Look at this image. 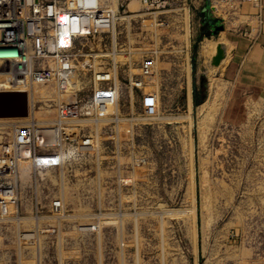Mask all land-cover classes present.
I'll list each match as a JSON object with an SVG mask.
<instances>
[{
    "label": "rangeland",
    "instance_id": "1",
    "mask_svg": "<svg viewBox=\"0 0 264 264\" xmlns=\"http://www.w3.org/2000/svg\"><path fill=\"white\" fill-rule=\"evenodd\" d=\"M132 3L137 8L130 10L140 14L141 5ZM259 3L187 0L184 11L168 14L166 30L145 19L121 23L118 45L133 51L114 58L120 102L108 110L105 132L86 134L102 144L106 161L72 165V177L53 180L67 209L61 217L44 212L50 217L39 234L29 213H21L22 206L35 205L29 164L5 170L0 179L17 195L7 199L13 208L0 223V264H264V90L245 91L236 80H223L224 63L211 65L222 39L214 38L205 54L209 41L194 43L195 32L207 27V12L231 25L229 31L259 34ZM191 46L194 61L183 52ZM146 56L153 61L144 67ZM111 58L78 59L74 81L87 95L93 71ZM128 74L138 79L133 92L125 86ZM69 96L55 97L67 102ZM53 104L36 105L35 119L50 123ZM12 136L8 122H0V143ZM84 172L108 187H116V175L130 179L122 195L79 196ZM50 188L42 190V205L49 203Z\"/></svg>",
    "mask_w": 264,
    "mask_h": 264
},
{
    "label": "built area",
    "instance_id": "2",
    "mask_svg": "<svg viewBox=\"0 0 264 264\" xmlns=\"http://www.w3.org/2000/svg\"><path fill=\"white\" fill-rule=\"evenodd\" d=\"M131 2L141 5L140 14L129 9ZM186 4L187 0H115L112 8V0H0V93L24 92L28 97V117L8 119L13 136L11 141L0 143V160L9 164L0 168V175L23 160L29 164L35 205L30 209L22 206L21 213H29L23 215L36 226L38 234L42 220L50 217L44 212L53 216V212L63 214L67 209L56 198L53 180L57 181L58 176L72 177V165L95 160L101 166L106 161L102 144L96 145L86 134L105 132L106 126L102 124L109 116L108 110L118 107L120 102L122 86L115 81L118 64L114 58L121 53L129 56L133 51L118 45L121 23L145 19L143 22L151 23L150 27L156 25L166 30L170 27L168 14L184 11ZM110 56L111 64H102L98 71H93L94 85L87 95L74 81L78 80V59ZM152 61V56H146L141 64L145 67ZM84 65L92 68L85 61ZM127 76L125 86L133 92L138 79ZM42 88L54 98L63 92L70 94L67 102L53 101L55 118L43 125L34 117L36 105L48 106L49 99L38 98L37 92ZM44 131L49 132L50 144L42 137ZM81 174L79 196H119L130 179L128 175H116V187H108L105 181L95 182V177L87 172ZM46 187H51L45 195L49 203L42 205L39 198ZM15 195L12 184L0 179V223L8 219L13 206L7 199ZM75 207L81 209V205ZM17 218L18 222L27 220Z\"/></svg>",
    "mask_w": 264,
    "mask_h": 264
},
{
    "label": "crops",
    "instance_id": "3",
    "mask_svg": "<svg viewBox=\"0 0 264 264\" xmlns=\"http://www.w3.org/2000/svg\"><path fill=\"white\" fill-rule=\"evenodd\" d=\"M258 11L262 22L259 34L229 31L231 25L219 22L216 25L217 29L207 26L201 31L197 30L194 38V43L211 42L216 37L222 39L223 42H215V46L223 45L225 48V60L222 62L224 67L221 68L223 80H236L245 87V91L250 92L264 90V0H260ZM226 44L230 46V60L227 59ZM185 54L189 56L190 61H194L192 46L191 50L186 47Z\"/></svg>",
    "mask_w": 264,
    "mask_h": 264
},
{
    "label": "water",
    "instance_id": "4",
    "mask_svg": "<svg viewBox=\"0 0 264 264\" xmlns=\"http://www.w3.org/2000/svg\"><path fill=\"white\" fill-rule=\"evenodd\" d=\"M207 12V9L203 10ZM220 21L216 18L210 19V15L204 18V23L215 29ZM220 29V28H219ZM225 60V48L223 45H217L216 54L211 60V65L218 68ZM28 116V97L24 92H4L0 93V119H23Z\"/></svg>",
    "mask_w": 264,
    "mask_h": 264
},
{
    "label": "bare ground",
    "instance_id": "5",
    "mask_svg": "<svg viewBox=\"0 0 264 264\" xmlns=\"http://www.w3.org/2000/svg\"><path fill=\"white\" fill-rule=\"evenodd\" d=\"M112 8H114L115 7V0H112ZM137 7L135 6V3H130V5H129V9H133V10H135ZM211 45V42H208L207 44H204L203 45V47H202V50H201V53L202 54H205V53H207V51H208V49H209V46ZM212 56H214L215 54H216V50H213V52H212ZM224 61V60H223ZM222 61V62H223ZM5 68V65H2V67H1V69H4ZM216 68V67H215ZM0 84H1V81H0ZM37 94H38V98L40 99H42V100H48L49 99V101L47 102V104H48V107H50L51 105H49V103L50 102H53V100L54 101H56V102H58V98L57 97H55L54 98V96H52V94H48V93H46L45 92V90L42 88V89H40V91L39 92H37ZM52 99V100H51ZM188 100H189V106L188 107H191V105H192V103H191V94H189V97H188ZM110 108H112V107H110ZM40 116V115H39ZM28 117V116H27ZM24 119H26V118H24ZM41 125H43L44 124V120H42V119H39V120H37ZM41 121H43V122H41ZM0 122H8L9 123V120L8 119H0ZM43 136V138L50 144L52 141L50 140V137H49V132L48 131H44V133L42 134ZM28 156V153H27V151H25L24 153H23V157L26 159V157ZM56 160V159H55ZM3 162H5V163H7V164H9L8 162H6V161H3ZM22 166L23 167H26V164H27V161L26 160H23L22 161ZM21 167V166H20ZM3 168V167H2ZM25 183V182H24ZM84 218V217H83ZM33 234H27V235H24L26 238H28V237H32L33 238V236H32Z\"/></svg>",
    "mask_w": 264,
    "mask_h": 264
},
{
    "label": "trees",
    "instance_id": "6",
    "mask_svg": "<svg viewBox=\"0 0 264 264\" xmlns=\"http://www.w3.org/2000/svg\"><path fill=\"white\" fill-rule=\"evenodd\" d=\"M193 100H194L195 105H197V104H199V102H201V101H199L201 99L197 98L196 90L193 92Z\"/></svg>",
    "mask_w": 264,
    "mask_h": 264
}]
</instances>
